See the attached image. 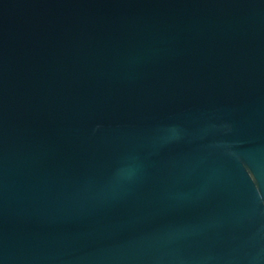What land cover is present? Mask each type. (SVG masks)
Wrapping results in <instances>:
<instances>
[{
	"label": "water",
	"instance_id": "obj_1",
	"mask_svg": "<svg viewBox=\"0 0 264 264\" xmlns=\"http://www.w3.org/2000/svg\"><path fill=\"white\" fill-rule=\"evenodd\" d=\"M0 264H264V0H0Z\"/></svg>",
	"mask_w": 264,
	"mask_h": 264
}]
</instances>
